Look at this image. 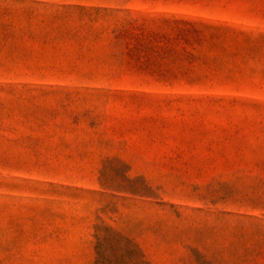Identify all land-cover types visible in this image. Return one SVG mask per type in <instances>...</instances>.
I'll return each instance as SVG.
<instances>
[{
    "label": "rangeland",
    "instance_id": "1",
    "mask_svg": "<svg viewBox=\"0 0 264 264\" xmlns=\"http://www.w3.org/2000/svg\"><path fill=\"white\" fill-rule=\"evenodd\" d=\"M0 264H264V0H0Z\"/></svg>",
    "mask_w": 264,
    "mask_h": 264
}]
</instances>
